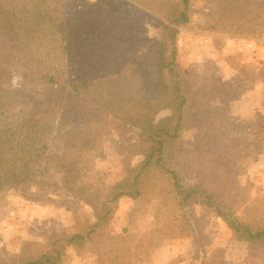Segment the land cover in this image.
<instances>
[{"label":"trees","instance_id":"trees-1","mask_svg":"<svg viewBox=\"0 0 264 264\" xmlns=\"http://www.w3.org/2000/svg\"><path fill=\"white\" fill-rule=\"evenodd\" d=\"M71 2L0 0V194L14 190L42 200L61 186L89 205L94 219L77 220L74 232L44 244L25 241L0 264H65L68 247L81 251L88 245L97 264L143 261L144 250L131 253L126 238L110 229L125 197L155 202V228L149 238L159 232L170 239L195 235L187 208L203 199L234 240L247 242L253 253L264 251V194L239 196L243 187L230 159L264 141V117L257 114L260 125L250 127L253 140L237 133L228 140L208 133L219 129L207 124L204 113H191L190 83L177 44L178 27L189 21L191 0H95L84 8ZM139 6L167 21L143 49L140 31L146 14ZM205 26L257 36L264 30V0H209ZM16 62L22 65L25 85L39 87L31 93L34 104L18 88L2 86ZM66 65L68 78L61 82L50 69ZM147 71L155 75L154 86L147 84ZM230 83L211 76L198 86L205 100L215 94L233 100ZM73 92L90 102L86 124L61 120ZM163 110L170 114L157 118ZM112 124L138 131L142 159L125 163V175L101 188L92 176L94 150L100 129ZM192 124L198 129L196 142L186 148L181 134ZM58 132H63L61 152L52 154L51 141Z\"/></svg>","mask_w":264,"mask_h":264},{"label":"rangeland","instance_id":"rangeland-1","mask_svg":"<svg viewBox=\"0 0 264 264\" xmlns=\"http://www.w3.org/2000/svg\"><path fill=\"white\" fill-rule=\"evenodd\" d=\"M59 1L67 6L72 3L71 0ZM74 1L73 4H79L82 8L85 4L95 2ZM208 7L209 0H191L189 21L178 27V60L190 83L188 96L191 113H204L208 116L207 124L219 129L218 132L211 129L208 131L210 134L223 135L232 140L237 133L251 141L256 136L255 130H250V127L260 125L255 122L258 120L256 115L264 117V30L257 36L209 30L205 26ZM139 8L146 14L140 31L143 49L148 41H154L158 37L159 24L167 21L153 9L145 6ZM241 68L243 72H240ZM22 69L20 62L14 63L9 77L2 81V86L18 88L24 98L34 104L31 93L39 87L25 85ZM50 70L57 80L64 82L70 68L66 65ZM145 76L148 86H154L155 75L147 71ZM211 76L231 81L229 95L233 100H228V97L222 100L216 94L205 100L198 83ZM246 81L251 86L243 89L241 84ZM89 106L90 102L84 94L73 92L70 103L60 115L61 120L86 124ZM168 114L170 110H163L157 118ZM231 124L236 127H227ZM197 132L196 124L188 126L181 134V145L192 148ZM61 139L63 132L55 134L51 141L52 154L61 152ZM216 139L219 141L220 138ZM142 147L138 131L132 127H115L112 124L100 129L92 169L95 185L105 188L122 178L125 175V163L136 164L142 159V155L138 153ZM230 159L237 170L236 179L240 187H243L239 196L251 199L264 194V141H260L258 147L246 149L238 158ZM48 192L42 200L25 198L14 190L0 194V260H7L11 255L17 254L25 241L44 244L52 238L74 232L77 220L94 219L92 208L80 198L64 191L61 186ZM154 209V201L125 197L110 221L112 233L126 238L131 253L137 250L146 252L141 256L143 261L135 264H164L168 261L177 264H201L202 261L206 264H223V261L227 264H264V251L253 253L247 242L234 240L231 229L203 199L187 208L195 235L170 239L159 232L155 235L156 238H149L150 231L155 228ZM237 209L241 214V200L237 201ZM75 253L90 260L96 258L89 245L81 251L68 247L67 260Z\"/></svg>","mask_w":264,"mask_h":264},{"label":"crops","instance_id":"crops-1","mask_svg":"<svg viewBox=\"0 0 264 264\" xmlns=\"http://www.w3.org/2000/svg\"><path fill=\"white\" fill-rule=\"evenodd\" d=\"M71 250H73V249H75L74 247H72V246H70L69 247ZM155 257V256H154ZM168 263H170V264H177L176 262H166V263H164V264H168ZM66 264H97V261H96V258L95 259H92V260H90V259H88L87 257H83V256H81V255H79V254H74L73 255V257L72 258H69L68 260H67V262H66ZM161 264H163V263H161Z\"/></svg>","mask_w":264,"mask_h":264}]
</instances>
